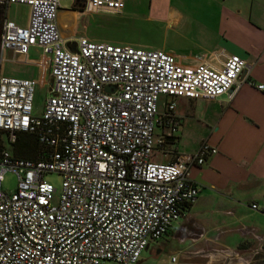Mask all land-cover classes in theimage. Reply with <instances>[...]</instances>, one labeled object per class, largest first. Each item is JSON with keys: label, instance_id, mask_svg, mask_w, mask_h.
I'll list each match as a JSON object with an SVG mask.
<instances>
[{"label": "built area", "instance_id": "obj_1", "mask_svg": "<svg viewBox=\"0 0 264 264\" xmlns=\"http://www.w3.org/2000/svg\"><path fill=\"white\" fill-rule=\"evenodd\" d=\"M86 9L120 12L124 0H79ZM30 7L26 24L4 19L5 49L50 57L51 83L42 110L33 112L36 79L0 74V264H135L162 237L199 191L190 167L216 146L202 143L173 161L152 158L154 128L174 137L177 97L212 98L246 81V60L227 54L217 63H181L162 48L80 35L72 50L58 24L59 0H0ZM109 86L111 90H105ZM161 95L171 99L163 112ZM17 131H31L47 149L26 158L11 151ZM16 174L2 187L3 173ZM62 174L57 193L44 173ZM264 212V205L250 203ZM174 260V257H173Z\"/></svg>", "mask_w": 264, "mask_h": 264}, {"label": "crops", "instance_id": "obj_2", "mask_svg": "<svg viewBox=\"0 0 264 264\" xmlns=\"http://www.w3.org/2000/svg\"><path fill=\"white\" fill-rule=\"evenodd\" d=\"M166 1L156 0V7L164 10ZM125 6L130 7V0H124L122 10ZM19 7L27 11L20 15L14 10ZM73 7L86 9L78 3ZM165 8L161 20L166 29L175 24L177 30H166L156 46L186 64L217 63L235 53L247 62L241 76L264 82V0H183ZM29 10L25 3H7L4 19L26 24ZM64 18L58 10V24ZM77 37L65 38L69 46H75ZM31 48L38 50V59L29 57ZM0 60L30 63L35 67L34 77H24L44 83L49 91L50 57L38 46H30L26 55L5 49ZM170 99L161 95L160 112ZM172 112L178 120L174 137L160 143L164 127L155 125L153 160L173 161L183 153L195 152L202 143L218 150L190 167V177L199 187L196 199L162 237L144 249L160 252L166 246L172 254L169 264H250L255 254V264L260 262L264 212L250 203L264 205V91L244 81L212 98L177 97ZM157 150H161L160 159Z\"/></svg>", "mask_w": 264, "mask_h": 264}, {"label": "rangeland", "instance_id": "obj_3", "mask_svg": "<svg viewBox=\"0 0 264 264\" xmlns=\"http://www.w3.org/2000/svg\"><path fill=\"white\" fill-rule=\"evenodd\" d=\"M77 1V0H76ZM189 3L201 0H185ZM60 9L59 16L64 14L63 24L59 22L62 36H87L94 40L128 43L145 48H159L156 46L161 37L165 35V31L176 32L175 24L168 26L166 29L165 21L161 20L160 12L165 13L166 6H175L183 2V0H168L164 3V10L156 7V0H130V7L125 6L121 12H114L107 9H73L75 0H59ZM126 2V0H125ZM79 7L82 3L78 0ZM20 8V7H19ZM14 9L18 14L23 15L27 11L26 7ZM72 15V16H71ZM163 49V48H162ZM165 50V49H164ZM167 51V50H166ZM169 52V51H168ZM38 50L30 49L29 57L38 59ZM0 74L13 76H33L35 67L30 63L10 62L0 60ZM48 72H46L47 78ZM35 79V78H34ZM50 81V78L49 80ZM48 95V86L44 83L36 82L33 97V112L39 114L43 102ZM157 150V159L162 155ZM44 179L53 184L58 193L61 188L62 174L56 171H48L44 173ZM16 184V174L12 170L3 173L2 187L6 190L12 189ZM256 256L258 254H255ZM253 256L250 264L256 259ZM172 254L168 252L165 246L160 252H153L152 248L144 249L139 260L135 264H169L168 261ZM100 264H119L114 260L106 259ZM255 264V262H254ZM256 264H264V255L260 262Z\"/></svg>", "mask_w": 264, "mask_h": 264}, {"label": "trees", "instance_id": "obj_4", "mask_svg": "<svg viewBox=\"0 0 264 264\" xmlns=\"http://www.w3.org/2000/svg\"><path fill=\"white\" fill-rule=\"evenodd\" d=\"M78 1H75L74 5ZM6 4L0 2V34L1 27L4 20ZM47 147L39 143L37 135L31 131H17L15 141L11 144V151L14 155L26 158H38L43 156ZM190 205L184 203L180 206L181 214L188 209Z\"/></svg>", "mask_w": 264, "mask_h": 264}, {"label": "water", "instance_id": "obj_5", "mask_svg": "<svg viewBox=\"0 0 264 264\" xmlns=\"http://www.w3.org/2000/svg\"><path fill=\"white\" fill-rule=\"evenodd\" d=\"M72 50H76L75 46H69ZM105 90H111L109 86H105Z\"/></svg>", "mask_w": 264, "mask_h": 264}]
</instances>
